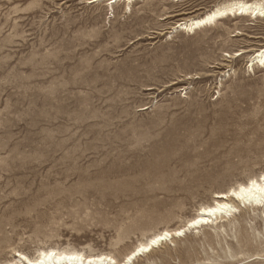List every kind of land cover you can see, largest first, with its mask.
Here are the masks:
<instances>
[{"label":"rangeland","instance_id":"rangeland-1","mask_svg":"<svg viewBox=\"0 0 264 264\" xmlns=\"http://www.w3.org/2000/svg\"><path fill=\"white\" fill-rule=\"evenodd\" d=\"M232 1L0 0V264L122 260L264 175V18L174 29ZM217 225L134 264H264V210Z\"/></svg>","mask_w":264,"mask_h":264},{"label":"bare ground","instance_id":"bare-ground-1","mask_svg":"<svg viewBox=\"0 0 264 264\" xmlns=\"http://www.w3.org/2000/svg\"><path fill=\"white\" fill-rule=\"evenodd\" d=\"M98 1L100 0H91V2L97 3ZM109 1L110 5L117 4L119 1H124L127 8H130L133 1L136 0ZM233 14L235 17L238 15L255 19L264 18V3L261 1L235 0L217 6L206 15L204 14L205 16L202 18L185 19L186 21L184 20L176 24L174 29H180L189 33L195 32L196 30L215 25L219 20L231 17ZM244 53L245 52L237 53L236 56H241ZM249 60L251 68L254 65L264 66V47L257 50ZM242 206L250 207L255 211L264 210V175H261L259 178H252L246 183H241L237 187L229 189L227 192L216 193L212 203L200 206L195 216L188 220L186 224L174 229H164L153 234L146 241H141L133 247L122 260H117L113 255L107 253L86 255L79 251L51 248L40 250L32 257L20 251H15L14 257L3 264H134L139 258L150 256L156 249L169 242H175L174 239L176 238L185 236L191 229H201L210 224L218 227V223L233 217ZM218 228H223V225ZM156 252L157 250L155 253Z\"/></svg>","mask_w":264,"mask_h":264}]
</instances>
